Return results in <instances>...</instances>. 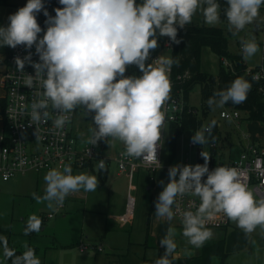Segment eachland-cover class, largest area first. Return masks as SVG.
Listing matches in <instances>:
<instances>
[{
  "label": "clouds",
  "instance_id": "obj_1",
  "mask_svg": "<svg viewBox=\"0 0 264 264\" xmlns=\"http://www.w3.org/2000/svg\"><path fill=\"white\" fill-rule=\"evenodd\" d=\"M62 7L49 14L44 0H27L8 17L7 26H0V47L25 49L35 47L39 62L32 60L31 51L23 59L15 58L17 71L25 87H39L38 98L31 102L30 125L52 121L55 130L64 129L70 114L82 109L92 115L93 127L84 141L97 145L106 141L123 145L122 159L133 158L157 164L158 149L168 120L166 106L172 100L171 69L179 61L172 57H157L152 63V52L160 47L159 38L167 37L180 44L178 29L191 24L200 12L204 23L217 26L221 23V5L218 0H58ZM224 16L228 31L235 37L252 24H259L264 0H225ZM43 11L46 30L42 29L37 15ZM43 31V36L40 34ZM242 58L250 60L260 51L253 35L240 38ZM29 64L35 75L24 73ZM136 67L139 74L129 75ZM252 80L258 81L259 74ZM252 83L244 77L235 78L230 85L217 90L206 103L215 111L231 103L239 105L247 100ZM23 99V96H21ZM21 105V108H24ZM51 109L52 111H49ZM55 113V115H53ZM223 115V113H222ZM217 121L202 125L192 137L193 144L212 142ZM36 127V140L41 139ZM204 163L176 164L168 170V182L163 181L162 191L155 200L157 218L172 221L180 211L178 200L185 196L197 197L199 204L190 205L181 213L180 235L193 248H201L212 239L213 231L207 222L222 214L246 235L259 228L264 233V193L249 186L245 172L237 167L216 166L209 169L211 156L201 151ZM96 171H107L104 160H99ZM178 177V179H177ZM206 177V179H205ZM44 195L32 193L37 204L55 211L65 199L81 190L95 192L99 186L97 175L73 173L71 164L51 168L44 175ZM174 206L176 211L173 210ZM195 207V211L191 210ZM43 220L32 214L26 221L24 235L39 233ZM177 229L169 226L160 239L163 254L153 264H173ZM4 261L11 264H41L34 248L24 244L25 251L17 255L0 237ZM185 255L192 252L185 248Z\"/></svg>",
  "mask_w": 264,
  "mask_h": 264
},
{
  "label": "rangeland",
  "instance_id": "obj_2",
  "mask_svg": "<svg viewBox=\"0 0 264 264\" xmlns=\"http://www.w3.org/2000/svg\"><path fill=\"white\" fill-rule=\"evenodd\" d=\"M47 11L54 16L52 10L56 0H44ZM27 0H9L8 5H0V26H7L8 17L15 13L20 7H23ZM47 18L41 14V21L45 23ZM194 23L206 25L203 15L198 12L194 16ZM216 27H222L228 31L227 23L221 21ZM256 37L260 45V51L246 61L248 70L264 67L262 35L256 29L247 26L238 36L228 35L229 48L233 53L241 52L239 49L240 38ZM8 46L0 47V93L3 92L1 85L2 74L6 69V58L8 55ZM159 57H171V49L164 47ZM220 57L216 55L209 47H205L202 56V70L208 74L216 75L219 71ZM190 104L201 110L203 106L201 90L196 86L190 96ZM224 108V107H223ZM223 108H216L210 111L209 115L203 120L204 123L217 119L220 122L219 132L221 133L218 161H228L237 157L240 153L241 144L238 140L241 135L247 132V129L254 133L264 131V125L258 122H248L241 119L239 122L220 117V111ZM92 115L79 114L76 124L84 131L93 127ZM206 116V115H205ZM242 114V118H243ZM245 118V117H244ZM1 130V128H0ZM190 134H183L179 139L178 153L179 157L187 158L190 161L196 160L197 150L188 146ZM123 145L115 142L113 148L119 150ZM169 142L165 138L164 151L161 167L156 172V181L160 188L151 189L148 183L149 172L146 167L138 168L134 177L131 179L125 175L117 174L115 165L107 181L99 186L95 192H84L83 190L69 195L64 203L65 208L54 217H48L53 211L46 207V203L37 204L33 199L32 193L43 196L46 187L44 173L38 176V172L31 171L24 175L5 181L0 177V235H11L12 243L25 251L24 244L32 247L36 255L40 258L41 264H144L145 258L155 259L159 257L164 249L160 247L159 241L166 234L169 223L164 222V218L152 216V210L155 209V200L158 197V190L163 189L160 183L168 182V170L171 167L168 160ZM178 161V160H177ZM91 173L87 169H80V172ZM134 189L131 194L135 198L133 216L128 223H120L116 216L126 212L125 203L128 197L129 185ZM153 184V185H154ZM36 214L44 218V225L39 233L24 235V228L28 217ZM177 229L175 237L177 241V250L175 257L185 258V248L191 252V256L201 254L205 248L210 246L213 264H264V233L259 228L251 235H246L241 229L237 228L232 222L226 227H208L213 231V237L207 241L203 247L197 249L188 245L186 240L179 234L181 223L173 220ZM107 224V226H106ZM150 229V232H149ZM100 237L101 235H103ZM88 235V239H82ZM105 251L80 252L76 247V241H85L92 243H104ZM103 241V242H102ZM224 242L228 254L224 261L219 260V252L223 250L219 245ZM226 244V245H225ZM225 249V248H224ZM97 259V260H96ZM0 264H9L4 261L3 247L0 246ZM149 264V263H148Z\"/></svg>",
  "mask_w": 264,
  "mask_h": 264
},
{
  "label": "built area",
  "instance_id": "obj_3",
  "mask_svg": "<svg viewBox=\"0 0 264 264\" xmlns=\"http://www.w3.org/2000/svg\"><path fill=\"white\" fill-rule=\"evenodd\" d=\"M261 19L264 21V8L261 9ZM41 28L46 30V25L41 20L38 21ZM252 29H256L262 35V50L264 59V22H261L259 26L257 24L249 25ZM40 36H43V31ZM167 49H172L173 43L169 38L165 42ZM239 49L241 51V45L239 43ZM32 53V60L39 62V57L35 52V47L32 49H25L23 46H17L16 48L9 49L6 58V69L2 74L1 85L4 90L2 99H5V110L1 113L0 122V177L8 181L17 175H24L31 171L38 173L47 172L49 169L57 167L61 168L65 164H71L72 168L88 169L96 171V166L99 160H104L107 170L114 164L118 174L127 175L131 181L134 177L135 171L140 167H146L151 172L156 171L159 166L157 164H148L142 160L127 158L122 159L120 152L123 151V147L115 152L110 151L109 144L106 141H99L97 145H88L86 141L90 136V131L82 130L77 124L76 120L79 114H84L82 109H77L74 113L70 114V122L67 123L62 130H55L52 127V121L49 120L46 124L30 125V111L31 102L34 98H38V93L41 91L39 87L29 89L24 86L23 78L20 72L17 71L15 64V58H24L28 55V52ZM242 53V52H240ZM159 57V56H157ZM155 57V58H157ZM154 58V59H155ZM223 63L226 66L230 65L227 59H223ZM251 72V70H248ZM24 73L28 75H35L34 69L31 65L27 64L24 68ZM259 74L260 91L264 95V67L255 68L253 75ZM23 96V99H21ZM24 105V108H21ZM168 120L163 130L162 145L158 149V160L162 164V157L164 151L165 138L169 134V124L172 122L181 123L185 112H197V109L192 107L186 108L184 102L175 96L172 92V100L166 106ZM49 111H52L49 109ZM223 113V115H222ZM244 113L233 107H226L220 111V117L223 119H231L234 121H240ZM55 115V113H53ZM85 115V114H84ZM87 118V115H85ZM217 130L219 132V125L217 119ZM248 121V120H247ZM250 122V121H248ZM210 122L201 124L197 129L190 130L188 146L197 150L196 160L190 161L189 157H179L176 164L181 165H195L203 164L204 160L200 155L201 151L210 154L211 159L209 162V169L212 170L216 166H229L237 167L244 170L245 176L248 180L249 186L259 193H264V134L255 137L250 130L241 135L238 143L241 144V150L238 157L232 158L228 161H218L217 158L220 152L219 149L220 137L215 138L212 142L209 138V143L205 145L193 144L191 137L193 133L201 128L202 125H206ZM264 125V122H258ZM39 128L38 135L41 139L36 140L35 130ZM214 133V129L212 135ZM178 179V177H177ZM206 179V177H205ZM180 211L177 212L175 220L181 223V213L190 209L191 204L198 205L199 199L197 197L185 196L178 200ZM63 206L58 207L55 211L48 214L49 217H54L57 213L62 212L65 208ZM135 206V198L129 194L126 206V212L121 217L122 223H128L132 216ZM132 207V208H131ZM176 211V207L173 208ZM192 211H195V207H191ZM226 217L222 214H216L212 219L207 222V227H226L230 224ZM80 252H90L91 250L98 252L104 251V246L99 243L81 241L77 245Z\"/></svg>",
  "mask_w": 264,
  "mask_h": 264
},
{
  "label": "trees",
  "instance_id": "obj_4",
  "mask_svg": "<svg viewBox=\"0 0 264 264\" xmlns=\"http://www.w3.org/2000/svg\"><path fill=\"white\" fill-rule=\"evenodd\" d=\"M139 2L140 0H137V3ZM218 2L221 5V21L227 23L224 16V9L227 7L225 0H218ZM8 3L9 0H0V5H8ZM44 4L47 9L45 1ZM57 7H62L58 0L55 1L52 10L54 11ZM42 13L43 11L37 15L38 21L41 19ZM228 35H231V32H226L222 27L194 23V17L191 24L186 25L184 29H178L177 38L181 40V43L178 45L173 43L171 49V57L179 61V64H174L171 69L172 92L184 102L186 108L192 107L197 109V112H185L181 123L172 122L169 124V134L167 138L169 142L168 160L170 164H174L179 158L178 144L181 136L190 130L197 129L204 123L203 120L205 117L209 115L210 111H205L209 108L206 103L207 99L212 96L215 91L227 88L237 77H244L249 80L252 83V89L248 93L247 100L244 103L239 105L229 103L225 106L242 111L245 119L250 122H264V95L260 91V82L252 80L255 68L251 69V72H248L249 66L242 58V53H233L230 51ZM167 39V37L159 38L160 47L152 52V58H150L149 63H152L154 58L162 52ZM205 47H209L220 57L219 71L216 75L208 74L202 70V56ZM223 59H227L230 65L226 66L223 63ZM127 74H139L138 69L134 66L130 67ZM196 86H199L201 90L203 103L201 110L190 104V96ZM4 110L5 99H1L0 112L4 113ZM213 136L215 138L220 137L217 124L214 128ZM155 172L156 171L148 173V183L150 186L154 184L156 177ZM95 175L98 176L100 183H105L108 178V170L97 172ZM41 219L44 225V218L41 217ZM0 237L6 238L7 246L10 249H15L17 255L22 254L24 250L16 247L12 243L10 234H2ZM0 246H2V243H0ZM221 247H223V250L219 252V260L223 262L228 251L226 247H224L223 241L220 243L219 248L217 247V250ZM213 248L212 246L205 248L201 254L195 256L185 258L175 257V259H173V264H213L210 253V249L215 250ZM161 254L162 252H160V255ZM155 259L145 258L144 264H153ZM8 262L11 264V261Z\"/></svg>",
  "mask_w": 264,
  "mask_h": 264
},
{
  "label": "crops",
  "instance_id": "obj_5",
  "mask_svg": "<svg viewBox=\"0 0 264 264\" xmlns=\"http://www.w3.org/2000/svg\"><path fill=\"white\" fill-rule=\"evenodd\" d=\"M3 94H4V90H3V92H1L0 93V100L2 99V96H3ZM0 117H1V112H0ZM253 123V122H252ZM255 123H257V122H255ZM0 126H1V122H0ZM252 134L257 138V137H259V135H262V134H264V131L263 132H261V133H254V132H252ZM110 147V146H109ZM117 150V148H113V147H110V151L111 152H115ZM178 157H179V153H178ZM238 157V156H237ZM163 158V157H162ZM235 158V157H234ZM171 165V164H170ZM112 167V166H111ZM111 167H110V169L108 170V177H109V174H110V171H111ZM88 170V169H87ZM91 173L93 172V174L95 175L96 173H97V171H91V170H89ZM80 172V169H78V168H73V173L74 174H78ZM42 173H44V174H46V172H42ZM41 173H38V176H41L40 175ZM118 174V173H117ZM119 175H125V174H119ZM125 176H127V175H125ZM108 179V178H107ZM107 181V180H106ZM155 181H156V177H155ZM102 184H104V183H102ZM150 188L151 189H158V188H160L161 189V186L160 187H158V185H157V183L155 182V184L153 185V186H150ZM132 189H134V186L131 184V185H129V191H128V196H129V194H131V190ZM162 190H158L157 191V193L159 194L160 192H161ZM71 195H74V193L73 194H71ZM132 195V194H131ZM127 200H128V197H127ZM127 200H126V203H125V208H126V206H127ZM152 218H153V216H155L156 214H155V209H153L152 211ZM125 213H121V214H119L118 216H116V218H117V221H119L120 223L122 222L121 221V217L124 215ZM49 217V216H48ZM174 220V219H173ZM173 220L172 221H167L166 219H164V222H166V223H169V226H173L174 225V223H173ZM106 226H107V224H106ZM149 232H150V229H149ZM102 236H104V234L103 235H101L100 237H102ZM89 237H88V235H85L82 239H88ZM101 240H103V239H101ZM104 241V243H99V244H102L103 246H104V251H105V240H103ZM102 241V242H103ZM81 242V240L80 241H76V243H75V245H76V247H77V245L79 244ZM103 252V251H102ZM97 260V259H96ZM93 264H94V261H93Z\"/></svg>",
  "mask_w": 264,
  "mask_h": 264
},
{
  "label": "flooded vegetation",
  "instance_id": "obj_6",
  "mask_svg": "<svg viewBox=\"0 0 264 264\" xmlns=\"http://www.w3.org/2000/svg\"><path fill=\"white\" fill-rule=\"evenodd\" d=\"M9 49H10V47H9ZM9 49H8V52H9Z\"/></svg>",
  "mask_w": 264,
  "mask_h": 264
},
{
  "label": "bare ground",
  "instance_id": "obj_7",
  "mask_svg": "<svg viewBox=\"0 0 264 264\" xmlns=\"http://www.w3.org/2000/svg\"><path fill=\"white\" fill-rule=\"evenodd\" d=\"M132 208V207H131Z\"/></svg>",
  "mask_w": 264,
  "mask_h": 264
}]
</instances>
